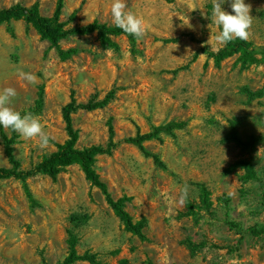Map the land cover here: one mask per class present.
I'll list each match as a JSON object with an SVG mask.
<instances>
[{
	"label": "rangeland",
	"instance_id": "obj_1",
	"mask_svg": "<svg viewBox=\"0 0 264 264\" xmlns=\"http://www.w3.org/2000/svg\"><path fill=\"white\" fill-rule=\"evenodd\" d=\"M57 0H0V9L37 3L50 16ZM114 0H63L61 20L75 12L69 24L93 20L112 23ZM232 0L222 10L234 14ZM253 17L250 41L264 45V0H245ZM126 11L142 17L146 34L133 51L125 36L113 37L117 48L101 44L95 33L70 36L62 50L76 49L60 59L57 48L42 40L23 20L0 25V92L12 87L10 107L38 117L50 136L47 147L38 138L16 133L14 151L21 168L35 166L66 137L62 108L101 100L114 90L104 107L72 113L77 147L105 144L112 126L114 141L146 132L152 125L185 121L175 136L145 145L158 153L168 171L158 169L133 145L121 143L112 155L97 157L95 167L114 198L131 199L126 210L145 217L144 238L131 234L107 205L98 188L78 165L55 179L35 175L27 180L31 204L19 180H0V264H56L67 254V231L77 238V252L95 262L73 264H264V233L250 227L264 224V141L241 149L223 138L228 120L236 118L240 135L264 136V97L249 101L243 87L264 85V63L241 69L236 57L215 67L201 53L203 45L217 50L221 27L214 22L212 0H126ZM33 73L35 84L19 73ZM43 88V100L36 104ZM11 135L10 129H5ZM238 159L253 163L257 178L244 180V171H227ZM0 139V167L7 166ZM210 193V205L199 208L198 184ZM186 202L179 203L184 185ZM231 193V195H229ZM187 202L195 214L187 215Z\"/></svg>",
	"mask_w": 264,
	"mask_h": 264
},
{
	"label": "trees",
	"instance_id": "obj_2",
	"mask_svg": "<svg viewBox=\"0 0 264 264\" xmlns=\"http://www.w3.org/2000/svg\"><path fill=\"white\" fill-rule=\"evenodd\" d=\"M63 8V0H57L55 8L50 16L41 14L38 4L33 3L25 6L20 3L13 4L9 7L0 9V25H8V30L13 34V28L10 24L13 21L23 20L27 25L31 26L42 40L47 41L51 46L57 48V53L60 59H67L77 52L76 49L62 50L59 47L60 41L70 36H83L95 33L100 42L104 46L117 48V43L113 37L125 36L131 45L132 50L136 51L137 42L139 39L125 33L122 29L115 25H107L100 23L97 20L92 22L73 25L69 24L75 18V12H72L66 21L61 20ZM222 31V29H221ZM207 59H211L215 67H220L221 63L228 58L236 57L237 63L241 69H246L251 65L264 63V45L254 44L252 41H242L235 39L226 45H222L217 50L210 49L207 45H203L200 49ZM241 92L246 95L249 101L257 100L264 97V85L259 89L252 90L248 87H243ZM114 90H110L103 99H90L87 102L77 103L71 99L62 108V118L65 122L67 137L63 142L54 143L55 150L44 156L35 166L29 169L21 168V164L15 155L14 144L16 133L9 128L11 135H8L3 126H0V139L3 145L4 155L8 165L0 167V180L13 178L22 183L24 193L28 201L33 204L34 199L29 190L27 180L35 175H46L51 179H55L65 168L71 165H78L83 172L85 178L92 186L100 190L107 205L112 209L114 214L124 225V228L133 235L139 238H144L143 229L146 226V218L134 219V217L126 210V203L130 201V197L122 195L119 198H114L109 190L106 181L101 179L96 170L95 163L97 157L101 155H112L113 151L121 144H130L135 146L140 153L152 160L153 164L160 170L168 171L166 163L161 156L150 151L146 147V143L150 141H163L164 137H174L176 131L186 127L185 121H171L164 124L152 125L146 132L137 130L134 136H129L122 141H114V133L112 126L109 127L108 140L105 144H93L86 147H77L78 131L73 127L71 115L78 110L92 111L97 108L106 106L114 98ZM43 100V88H39L37 92L36 104L41 105ZM236 118L228 120V130L223 138L226 143H232L241 149H253L258 143L264 141V136L251 135L248 138H243L238 130ZM242 169L244 171V180H253L257 178L253 163L247 159H238L232 162L227 171H235ZM199 208H206L210 205V193L204 184H198ZM195 214V207L190 202H187V215ZM249 230L254 235L264 233V224L257 227H250ZM67 237V254L56 264H73L79 260L95 262L93 255L77 252V238L68 230ZM118 264H129L126 258L119 260Z\"/></svg>",
	"mask_w": 264,
	"mask_h": 264
},
{
	"label": "clouds",
	"instance_id": "obj_3",
	"mask_svg": "<svg viewBox=\"0 0 264 264\" xmlns=\"http://www.w3.org/2000/svg\"><path fill=\"white\" fill-rule=\"evenodd\" d=\"M224 0H212V13L214 22L222 28V31L215 37L220 45H226L230 41L239 39L248 41L251 36V26L253 17L251 5L245 0H232L231 9L234 14L222 10ZM126 0H114L111 6L112 23L125 33L141 39L146 34V25L142 17L126 11ZM22 79L30 84H35L38 78L33 73H19ZM17 95L14 88L8 87L0 92V126L5 129H13L24 139L38 138L40 147H47L50 136L44 132L43 125L38 117L31 113L21 115L19 111L10 107L11 99ZM189 186L184 185L179 203L183 205L187 200ZM231 195V193H229Z\"/></svg>",
	"mask_w": 264,
	"mask_h": 264
}]
</instances>
